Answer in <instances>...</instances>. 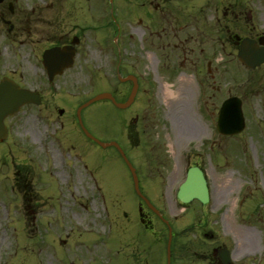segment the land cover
<instances>
[{
    "label": "rangeland",
    "instance_id": "obj_1",
    "mask_svg": "<svg viewBox=\"0 0 264 264\" xmlns=\"http://www.w3.org/2000/svg\"><path fill=\"white\" fill-rule=\"evenodd\" d=\"M12 1L19 8L11 18L16 31L8 33L0 20V65L24 86H39V56L53 41L55 14L56 41L78 35L81 42L75 65L46 93L45 105H28L11 118L9 143L0 144V264H134L135 248L141 255L148 244L151 264H166L167 227L156 224L155 236L140 231L139 198L117 151L83 136L74 123L76 109L60 116L55 107L65 98L76 97L78 104L115 88L119 52L122 71L140 79L137 101L126 111L106 101L93 103L83 111L86 128L101 141L120 142L142 188L158 192L163 185L157 176L164 174L176 193L188 147L202 149L195 160L201 161L211 185L205 211L197 203L185 212L165 207L178 231L172 264H203L222 244L236 245L240 252L254 248L255 231L249 227L264 228L261 70L245 69L236 56L217 67L192 65L196 54L181 53L178 44L191 26L158 13L151 16L149 0H114L113 12L109 0ZM34 6L38 22L29 35L19 16ZM165 85L171 98L164 96ZM229 96L244 100L248 125L226 138L215 134L218 108ZM155 157L163 162L157 164ZM22 164L32 177L17 184L15 172ZM153 200L162 207V199ZM168 200L175 202L170 193ZM238 225L244 228L240 240L232 236ZM203 228L213 229L217 240L198 236ZM140 255L134 253L136 261Z\"/></svg>",
    "mask_w": 264,
    "mask_h": 264
},
{
    "label": "flooded vegetation",
    "instance_id": "obj_2",
    "mask_svg": "<svg viewBox=\"0 0 264 264\" xmlns=\"http://www.w3.org/2000/svg\"><path fill=\"white\" fill-rule=\"evenodd\" d=\"M148 3L151 16L158 13L160 17L165 18L166 20L180 19L183 21L186 27L191 26L192 30L186 31L183 34V37H180L178 44L182 46L181 53L189 51L196 54L195 58L191 59L192 61L189 62L192 65L206 63L209 67H217L218 65H224L228 62H232V60H230L231 56L232 58H235L236 53L241 49L243 40L245 38L250 39L256 48H261L264 50V0H149ZM162 4L164 5L163 8ZM0 7V20L8 27V32L11 26L14 25L13 31L11 32V34H13V32L16 31V25L13 23L11 18L15 19L16 15L19 14V8L12 0H5L0 4ZM22 10L19 19L22 25L27 26V28L24 29L27 30L29 35H31L33 33L34 26L38 22V17H34L37 12V8H35V6L32 7L31 13L24 8ZM6 21H11V24L6 23ZM54 23L55 30L53 41L42 51L41 57L39 56L41 62V66L37 65L41 68V74L37 79L39 80V86L35 88L31 87L40 94L43 105H45L48 100L46 98V93H52L55 89L56 81L62 77H50L43 64V53L46 49L56 47V45L64 46L71 43V39L62 40L59 38V40L56 41V14L54 17ZM163 27H165V24ZM35 31L37 32V29H35ZM189 40H195V46H191L194 44L188 46L187 43ZM183 63H185V61ZM256 70H261V109L264 122V62ZM5 77H9L15 80L21 86L26 87L16 76L7 73L5 68L0 65V79ZM211 78L214 79V76H211ZM124 87L125 84L121 83L108 91L112 92L117 100L127 99L128 94L127 91L124 90ZM139 94L140 87L138 95ZM75 98L76 97H69L68 99L65 98L59 101L60 104L56 105L55 107L58 108V110H67V113H69L70 108L73 110L74 108H77L79 105H81V103H79V105L76 104L77 101ZM137 98L138 96L136 97V101ZM51 100L54 101L53 98H51ZM13 117H9L5 120V124L9 131V136L6 141L1 143H9V138L11 136L10 119ZM76 120L77 119L75 118L74 123H76ZM135 122L137 123V121ZM81 132L85 136L82 129ZM215 140L217 139L215 136H213V141ZM16 175L19 176L21 180L23 179L22 170H19ZM143 193L151 200L154 205L156 204L153 198L155 199L156 195H158V193L160 194L159 197L162 199V207L160 205H156V207L158 210H160L162 215L166 214L165 207L168 204L169 208L172 206V203H170L168 200V193H170L168 188L164 189L163 191L158 190V192H156L154 189L144 188ZM138 216L139 221L141 222L144 229H146L148 232L152 231L156 233L155 224L160 220V217L143 201L139 203ZM253 230L255 233L253 231L252 233L256 237V239L253 241L254 248L247 250L244 249L242 251L244 254H248V258L244 261V264H264V228L260 230L261 236L259 237L257 235L258 229L253 228ZM242 231L243 229L241 226H239L237 230H232L233 237H236L240 240L238 235H240ZM244 232L247 235L246 231ZM203 234H205L206 237H209L208 239L212 241L217 240V235L213 233ZM242 238L243 237L241 234V240ZM242 242L244 243L243 240ZM180 249L182 250V248ZM221 251L222 247H214L213 250H211L210 253L206 255L205 262L207 264H225L220 256ZM230 252L232 255L231 264H237L236 258L240 254L243 255V253L240 252V249H236V245ZM146 262L149 263L150 261ZM205 262H203V264H205Z\"/></svg>",
    "mask_w": 264,
    "mask_h": 264
},
{
    "label": "water",
    "instance_id": "obj_3",
    "mask_svg": "<svg viewBox=\"0 0 264 264\" xmlns=\"http://www.w3.org/2000/svg\"><path fill=\"white\" fill-rule=\"evenodd\" d=\"M3 0H0L2 2ZM112 2V0H111ZM79 43L77 37L72 41V45H67L64 47H56L47 50L44 54V65L50 74H63L64 70L70 68L74 64V58L76 56L75 44ZM239 58L247 66L255 68L260 65L263 61V52L257 50L254 46L249 44L248 41L243 43V48L239 52ZM122 81L132 80L134 83L133 90L127 102L118 103L115 98L110 93H101L96 97L90 99L88 102L80 106L77 110V116L79 123L84 130L85 134L92 139L94 142L98 143L100 146L106 148L109 146H115L125 162L129 166L137 193L143 197L148 203L149 201L141 194L139 188V180L136 171L128 158L126 157L122 148L116 142L105 143L94 137L84 126L82 120V110L91 104L103 100H111L118 108L125 109L128 108L134 101L137 92V80L133 76L127 78H121ZM35 103L40 104L41 98L35 92L29 91L27 89L20 88L16 83L11 80L5 79L0 82V141L7 138V128L4 125V120L10 115H14L19 112L22 106ZM62 114L63 111H60ZM245 126V120L242 112V102L238 98H230L222 106L218 129L222 134H237L240 133ZM179 198L184 203H189L194 199H199L203 203H207L209 200V190L206 178L202 170L198 167L191 169L189 174V179L187 183L182 187ZM171 241V236H170ZM170 241H169V252L168 256L170 258Z\"/></svg>",
    "mask_w": 264,
    "mask_h": 264
},
{
    "label": "bare ground",
    "instance_id": "obj_4",
    "mask_svg": "<svg viewBox=\"0 0 264 264\" xmlns=\"http://www.w3.org/2000/svg\"><path fill=\"white\" fill-rule=\"evenodd\" d=\"M188 82V81H187ZM163 93H164V96L166 97V98H171L173 95H172V91L170 90V87H169V85H165L164 87H163ZM194 133V130H190V134H193ZM6 238H7V236H5ZM6 238H4V239H6ZM2 239V238H1ZM3 239V240H4Z\"/></svg>",
    "mask_w": 264,
    "mask_h": 264
}]
</instances>
